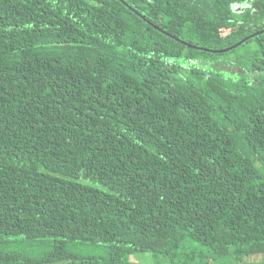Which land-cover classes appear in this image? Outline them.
Instances as JSON below:
<instances>
[{"label":"trees","instance_id":"1","mask_svg":"<svg viewBox=\"0 0 264 264\" xmlns=\"http://www.w3.org/2000/svg\"><path fill=\"white\" fill-rule=\"evenodd\" d=\"M206 248L264 255V0H0V264Z\"/></svg>","mask_w":264,"mask_h":264},{"label":"rangeland","instance_id":"2","mask_svg":"<svg viewBox=\"0 0 264 264\" xmlns=\"http://www.w3.org/2000/svg\"><path fill=\"white\" fill-rule=\"evenodd\" d=\"M251 17H256L258 16V13L256 11H251L249 14ZM229 32L227 31L225 34H228ZM107 232H111L112 229H107L105 230ZM104 231V232H105ZM206 254L211 257L209 260H214L216 264H264V255L259 254V255H251L248 257H243L240 258L238 255L233 254V248L229 249V255L227 257H219L211 248H206L204 249ZM216 255V256H215ZM152 256L151 254H140L135 256V260L139 264H152Z\"/></svg>","mask_w":264,"mask_h":264},{"label":"water","instance_id":"3","mask_svg":"<svg viewBox=\"0 0 264 264\" xmlns=\"http://www.w3.org/2000/svg\"><path fill=\"white\" fill-rule=\"evenodd\" d=\"M250 37H247V38H245L244 39V41H246V40H248ZM244 41H242V42H240L239 44H241V43H243ZM189 46H191L190 44H188ZM238 45H235L234 47H232V48H235V47H237ZM192 47V46H191ZM229 49H227V50H219V51H217V50H215L214 52H220V53H222V52H226V51H228Z\"/></svg>","mask_w":264,"mask_h":264}]
</instances>
